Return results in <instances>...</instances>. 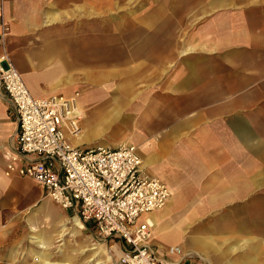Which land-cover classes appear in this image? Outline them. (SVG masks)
<instances>
[{"label":"crops","instance_id":"crops-1","mask_svg":"<svg viewBox=\"0 0 264 264\" xmlns=\"http://www.w3.org/2000/svg\"><path fill=\"white\" fill-rule=\"evenodd\" d=\"M210 3L211 11L205 13L210 20L196 33L197 54L178 62V74L171 83L180 96L179 124L190 141L188 147L196 152L188 161L202 175L196 174L190 183L177 181L162 167H151L150 154L137 146L142 171L160 178L170 189L167 203L141 219L146 218L152 227L150 244L159 257H168L169 246L183 243L199 257L179 264H244L245 254L228 258L220 248L213 251L209 237L183 230L199 213L249 211L252 195L264 196V0ZM69 12L70 0H0V23L9 27L0 43V56L10 57L34 97L71 94L70 89L58 86L60 73L85 66L84 60L72 59L48 25ZM40 68L48 70L40 73ZM54 78L58 80L49 83ZM130 85V80L120 83L123 90ZM95 112L101 124L112 120L104 111ZM17 126L14 108L0 85V264H44L46 250L34 242L33 234L29 237L39 249L30 248L22 220L31 231L44 235L48 245L49 237L37 231L38 219L46 218L63 232L68 223L80 231L92 222L81 220L75 211L51 207L48 199L42 201L43 189L35 180L16 171L7 173L9 163L18 168L37 159L19 156ZM120 142L146 144L137 134ZM32 207L35 210L27 217L25 212Z\"/></svg>","mask_w":264,"mask_h":264},{"label":"rangeland","instance_id":"rangeland-1","mask_svg":"<svg viewBox=\"0 0 264 264\" xmlns=\"http://www.w3.org/2000/svg\"><path fill=\"white\" fill-rule=\"evenodd\" d=\"M210 2L70 0L72 12L48 23L72 59L85 63L84 67L60 73L59 80L49 81H61L58 86L70 89L69 95L76 97L78 105L82 103L80 111L90 113L91 120L78 118L75 133L80 132L81 140L74 145L116 146L122 139L137 134L146 144H131L139 146L143 154H150L154 161L151 167H162L163 172L183 183L186 179L190 183L196 174L202 175L195 171L197 165L188 161L196 152L188 147L190 141L179 124L180 96L171 83L178 74V62L197 54L196 33L210 20V15L205 14L211 11ZM46 70L40 68L39 72ZM125 80L131 81L127 90L120 87ZM95 111H104L112 120L99 123L102 118ZM45 199L51 207L59 206L43 192L41 200ZM251 199L249 211L199 213L183 230L209 237L213 251L220 248L228 258L245 254L244 264H264V196L252 195ZM257 208L262 210L257 212ZM34 210L28 209L26 216ZM22 223L30 248L39 249L29 237L35 231L29 229L26 220ZM66 225L63 232L46 218L38 219L37 231L49 237L46 256L51 264H119L116 239L102 237L93 223L80 231L71 223ZM221 239L225 242L217 244L215 240ZM182 244L171 245L185 253L182 261L199 257Z\"/></svg>","mask_w":264,"mask_h":264},{"label":"built area","instance_id":"built-area-1","mask_svg":"<svg viewBox=\"0 0 264 264\" xmlns=\"http://www.w3.org/2000/svg\"><path fill=\"white\" fill-rule=\"evenodd\" d=\"M9 32L0 23V43ZM0 85L17 117L19 156L37 159L15 168L41 185L46 197L81 220L92 222L104 238L116 239L119 264H179L186 256L178 246L159 257L150 244L152 227L141 216L161 209L170 197L165 182L145 174L135 144L72 145L68 131H76V97H34L6 53L0 56Z\"/></svg>","mask_w":264,"mask_h":264},{"label":"bare ground","instance_id":"bare-ground-1","mask_svg":"<svg viewBox=\"0 0 264 264\" xmlns=\"http://www.w3.org/2000/svg\"><path fill=\"white\" fill-rule=\"evenodd\" d=\"M53 96H56V95H53ZM71 96V95H69ZM80 105V104H79ZM78 105V102H77V99H76V103H75V106H76V109L74 111V115L75 116H78L80 119H84V121H88V120H91L90 118L88 119V115H90L89 111H80V107ZM81 106V105H80ZM67 135H68V139L73 143L72 140H76V143L81 139V135H80V132H73L72 130L71 131H68L67 132ZM73 138V139H71ZM79 139V140H77ZM131 142V141H130ZM75 143H73L74 145ZM169 188V187H168ZM170 190V189H169ZM34 231V229H33ZM34 240V242L42 249V250H46L48 248V240L46 239V237L44 235H39V234H33L31 236ZM34 260H37V257H34ZM45 263H49L48 261L45 260ZM44 263V264H45ZM51 264V263H49ZM65 264H68V263H65Z\"/></svg>","mask_w":264,"mask_h":264}]
</instances>
